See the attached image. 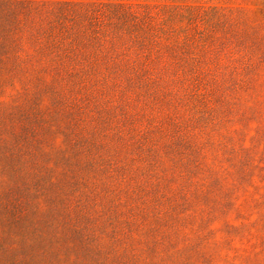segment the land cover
<instances>
[{
  "label": "rangeland",
  "instance_id": "1",
  "mask_svg": "<svg viewBox=\"0 0 264 264\" xmlns=\"http://www.w3.org/2000/svg\"><path fill=\"white\" fill-rule=\"evenodd\" d=\"M0 264H264V0H0Z\"/></svg>",
  "mask_w": 264,
  "mask_h": 264
}]
</instances>
